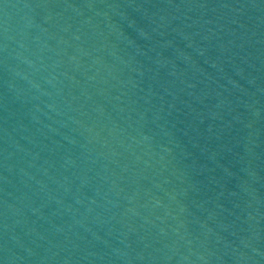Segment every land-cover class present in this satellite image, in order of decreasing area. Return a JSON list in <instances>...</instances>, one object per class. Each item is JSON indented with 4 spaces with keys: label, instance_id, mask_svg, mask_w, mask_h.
Here are the masks:
<instances>
[{
    "label": "water",
    "instance_id": "water-1",
    "mask_svg": "<svg viewBox=\"0 0 264 264\" xmlns=\"http://www.w3.org/2000/svg\"><path fill=\"white\" fill-rule=\"evenodd\" d=\"M0 264H264V0H0Z\"/></svg>",
    "mask_w": 264,
    "mask_h": 264
}]
</instances>
